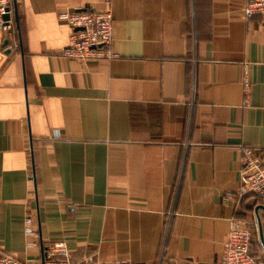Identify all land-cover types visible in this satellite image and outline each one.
<instances>
[{
    "label": "crops",
    "instance_id": "crops-1",
    "mask_svg": "<svg viewBox=\"0 0 264 264\" xmlns=\"http://www.w3.org/2000/svg\"><path fill=\"white\" fill-rule=\"evenodd\" d=\"M16 2L19 31L12 8L0 29V253L42 264L61 242L73 262L215 264L230 220L264 205L233 196L240 148L264 153V14L245 18L247 0ZM106 7L116 56L63 55L59 15Z\"/></svg>",
    "mask_w": 264,
    "mask_h": 264
},
{
    "label": "built area",
    "instance_id": "built-area-1",
    "mask_svg": "<svg viewBox=\"0 0 264 264\" xmlns=\"http://www.w3.org/2000/svg\"><path fill=\"white\" fill-rule=\"evenodd\" d=\"M104 1L109 4L112 0ZM10 9V0H0V29H12L13 21L10 16ZM243 13L247 19H250L255 13L264 14V0H247ZM5 14L9 15L8 19L4 18ZM59 18L66 21L71 28L68 45L63 50V55L79 61L109 59L116 56L111 48L113 16L110 7L94 11H66L60 14ZM248 90L249 85L245 83L246 103H248ZM240 150L241 169L238 187L233 196L237 198L246 193H254L264 197L263 151L252 146H242ZM25 221L29 223L31 219L28 217ZM253 225L256 230L255 222ZM253 243L251 223L245 219L232 218L222 251L215 264H264V259L257 254ZM57 255L64 256V258H58ZM0 264L28 263L12 255L0 253ZM42 264H132V262L126 259H116L109 262L83 259L73 262L67 258L65 245L57 242L44 251Z\"/></svg>",
    "mask_w": 264,
    "mask_h": 264
},
{
    "label": "water",
    "instance_id": "water-1",
    "mask_svg": "<svg viewBox=\"0 0 264 264\" xmlns=\"http://www.w3.org/2000/svg\"><path fill=\"white\" fill-rule=\"evenodd\" d=\"M12 11L14 16V22H15V29L19 31V21H18V15H17V2L16 0H12ZM9 15L5 14L4 18L8 19ZM4 44H8V39L4 40ZM262 210L264 212V205L258 204L254 207V215H255V224H256V230H257V237L259 240V244L261 246V249L264 251V236H263V230H262V224L261 220L258 214V211Z\"/></svg>",
    "mask_w": 264,
    "mask_h": 264
},
{
    "label": "trees",
    "instance_id": "trees-1",
    "mask_svg": "<svg viewBox=\"0 0 264 264\" xmlns=\"http://www.w3.org/2000/svg\"><path fill=\"white\" fill-rule=\"evenodd\" d=\"M13 28H14V26H13ZM246 197H251V198H253V200H255V201H260V200H262V199H264V197H261V196H259V195H256V194H254V193H246V194H244L243 196H241V197H237V199L239 200V201H241L243 198H246ZM236 217V216H235ZM236 218H241V219H245V220H247V221H249L250 223H251V231H252V234H253V237H255L254 238V243L256 242L255 241V239H256V230H255V227H254V222H253V220L251 221V220H249V219H247V218H245V217H240V216H237ZM253 243V244H254ZM257 245H258V243H257ZM259 246V245H258ZM263 259H264V255H263Z\"/></svg>",
    "mask_w": 264,
    "mask_h": 264
}]
</instances>
